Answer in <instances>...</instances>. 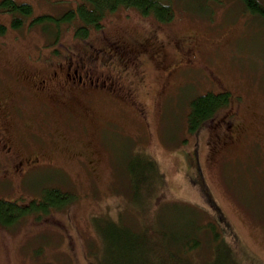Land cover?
<instances>
[{
	"label": "rangeland",
	"instance_id": "rangeland-1",
	"mask_svg": "<svg viewBox=\"0 0 264 264\" xmlns=\"http://www.w3.org/2000/svg\"><path fill=\"white\" fill-rule=\"evenodd\" d=\"M16 1L30 3L31 16L57 17L83 0ZM176 1L175 16L158 23V29L152 16L119 10L104 17L102 31L91 28L88 33L90 41L125 31L144 37L152 28L163 42L180 33L198 35L195 56L190 55L168 80L147 68L146 82L137 90L143 110L133 105L131 93L116 92V97L95 88L53 95L35 77L33 90L35 86L21 81V69L38 74L47 70L48 61L60 56L55 50L78 38V24L61 21L59 30H45L43 24L25 22L12 28L9 12L0 11V23L6 26L0 32V93L9 92L12 115L6 131L17 142L18 152H38L37 160L20 174L0 171V198H40L46 187L54 186L76 196L65 211L40 218L27 215L11 227H0V264H36L41 252L50 261L72 264H93L104 257L105 241L115 233L108 234L105 223L96 232L91 217L109 216L139 228L142 203L131 191L126 168L130 155L141 150L156 158L162 174V200L155 212L159 226L199 233L195 224L215 217L227 248L238 249L244 264H264V21L234 0ZM167 51L172 56L174 49L168 45ZM153 57V62L159 61L158 55ZM130 61L117 63L124 69L119 80L123 89L137 88L132 80L139 73L133 63L145 68L140 59ZM68 73L85 80L80 68L71 66ZM89 77L94 81V75ZM127 78L131 80L126 84ZM224 89L237 97L236 107L232 103L223 111L237 110L233 114L241 133L220 142L211 154L213 124L190 131L189 103L198 94ZM4 154L0 153V168ZM212 247L205 244L196 252L201 263L212 257ZM36 248L42 251L37 254Z\"/></svg>",
	"mask_w": 264,
	"mask_h": 264
},
{
	"label": "trees",
	"instance_id": "trees-1",
	"mask_svg": "<svg viewBox=\"0 0 264 264\" xmlns=\"http://www.w3.org/2000/svg\"><path fill=\"white\" fill-rule=\"evenodd\" d=\"M205 1V0H203ZM223 3L225 0H207ZM233 1V0H231ZM240 2L247 14L258 15L264 21V3L262 0H234ZM176 0H83L80 1L74 8L68 9L61 15L54 17L50 14H35L31 16L33 8L30 3L16 0H0V11H6L10 14L12 28H21L25 22L28 25L40 24L45 30L51 27H56L59 30L61 21L72 22L78 24L75 27V35L78 38L75 41H70L62 50L56 49V54L60 52L65 54L66 50L70 52H77L73 64L80 68L82 62L85 63L87 69L92 72L96 69V65L90 63L98 62V66L105 67L96 69L95 76L99 77L98 82L105 80L104 88H108L114 96L116 92L127 93L134 96V103L140 106L142 110L144 105L142 100L137 99V91L132 88L135 86L122 88L120 77L118 75L117 63L120 60H132L135 56L150 57L149 54H159L164 48L168 47L170 41L175 42L183 40L191 33H183L177 36H169L157 39L155 29H150L144 37L138 36L137 33H128L127 31L114 36L111 39L100 36L97 41H90L89 30L93 28L97 31L103 30L102 21L105 16L113 14L114 12H121L119 10L136 11L141 16H152L153 21L159 28L158 23H167L175 16L174 7ZM31 16V17H30ZM30 17V18H28ZM146 18V17H145ZM5 24L0 23V32L5 30ZM198 37V35L196 34ZM163 45V46H162ZM167 46V47H166ZM66 49V50H65ZM65 50V51H64ZM146 51V52H145ZM70 56L66 55V58ZM118 59V60H117ZM135 59H137L135 57ZM150 59V58H148ZM147 59V60H148ZM52 60V59H50ZM122 65V64H121ZM135 66L133 63V67ZM81 71V70H80ZM110 80V81H109ZM130 79L124 80L127 82ZM81 87H75L72 90H81ZM89 90H85L88 92ZM114 91V92H113ZM73 92V91H72ZM71 92V93H72ZM79 93V92H78ZM70 94V93H69ZM116 95V97H120ZM161 94H159L160 97ZM235 99L237 97L232 94L229 89L217 91L216 93L206 91L203 94H198L191 99L189 103V113L187 115V123L190 131L194 132L201 126H206L208 123L213 127L210 131L217 132L212 139V146L210 153L215 151L219 146L220 140L218 139L220 123L225 127L230 124H235L233 119L237 110L228 109L232 103L236 107ZM131 103V105H132ZM223 111V112H222ZM221 112V113H219ZM221 114V116L218 115ZM223 117H228L230 120L227 122L222 120ZM214 119V120H213ZM213 120V121H212ZM235 120V119H234ZM208 121V122H207ZM227 122V124H226ZM231 124V125H232ZM231 127V126H230ZM218 128V129H217ZM129 172V181H131V191L134 192L136 197L142 203L137 213L139 214V228H133L121 220L116 221L112 217L95 216L91 217V224L94 230L100 229L103 223L108 227V234L114 232L110 237V241H105L103 250L104 257L96 260L93 264H244L241 260L238 249L227 248L228 243L225 239V234L222 232L216 218H210L206 222L195 224L194 228L199 233H181L173 229H163L156 222V208L160 206L162 196L160 193L162 186V174L156 162V158L150 155L147 151H135L130 155V160L127 164ZM76 196L71 194L68 190L61 188L46 187L40 198H33L29 200H6L0 198V227L8 228L14 223L21 220L23 216L40 218L48 213H53L55 210L65 211L69 204H71ZM58 219L57 217H55ZM117 225L120 226L116 230ZM96 228V229H95ZM118 228V227H117ZM97 232V231H96ZM200 233H202L200 235ZM206 233V235H205ZM207 237V238H206ZM205 244L212 245V257L206 261H200L196 256V252L201 250ZM41 252V248L34 249L35 253ZM209 251V250H208ZM110 252L109 255L106 253ZM42 259L36 260V264H72L70 262L50 261L42 254L39 255Z\"/></svg>",
	"mask_w": 264,
	"mask_h": 264
},
{
	"label": "flooded vegetation",
	"instance_id": "flooded-vegetation-1",
	"mask_svg": "<svg viewBox=\"0 0 264 264\" xmlns=\"http://www.w3.org/2000/svg\"><path fill=\"white\" fill-rule=\"evenodd\" d=\"M196 34H188L186 38L183 40H177L175 42L170 41L167 43L169 46L171 45L172 48L174 49L172 56L168 53L167 48H165L163 45L164 50L159 52V54H154L159 56V61L157 60L156 62H153L152 57L153 55L149 54L150 59H148L146 56H135L137 59H140L145 66L142 71L138 67H136L137 74L139 73L138 77L135 78L134 81L137 83V88L135 90H138V87L141 83L146 82L147 75L149 73V69L153 71L154 73H158L161 75L162 79L166 77L168 80L169 77H167L171 72L178 70L179 67H181L184 63H186L189 58H191L190 55L195 56V42H196ZM66 50V49H65ZM64 50V51H65ZM79 55L77 52H70L69 50L65 51L64 53H61L58 59L50 60L48 61L47 64V70L45 71H40L41 73L38 74L39 71H31L29 72V69H21L20 71V79L24 83L28 82L32 87L33 90L36 88V84L32 81L33 77L37 79V82H39V85L41 88L46 91L47 93L53 92V95L56 94H61L65 91H70L71 89H74L75 87H81V90L77 91H84V90H89L92 89L94 90L95 88H102L103 90H109L108 88H104L106 82L103 80L100 83L98 82V77L95 76L94 74L96 73V69L104 68L102 70L103 72L107 70L105 67H102L101 64L98 66V62H94L93 60L90 64L96 65V69L90 72L85 63L82 62L80 65V72L81 74L85 77V80L81 79V76L79 78L74 79L76 76L75 73L70 75L68 71L70 70L71 66H76L77 64H73L75 61V57ZM66 55L70 56L69 58H66ZM170 55V58L168 57ZM133 57L132 59L135 61ZM143 57V58H142ZM154 58V57H153ZM148 59V60H147ZM132 61V60H131ZM149 68V69H147ZM118 70V75L122 76L124 74V69H116ZM106 72V71H105ZM89 75H94L95 79L94 81L89 77ZM129 79V78H127ZM125 79V80H127ZM131 80V79H130ZM110 91V90H109ZM9 92L5 93H0V153L3 152L5 153V161L3 162V167L0 168V171H3L4 173H15L20 174V172L23 171V168L27 165L33 164L38 158V152H18V146L17 142L14 141V138L12 137L11 132H7V124L11 122V112L9 108V103L11 101V98L9 97ZM235 124H232L231 127L227 128L224 125L220 123L218 126L219 129V135L218 139L220 142H225L229 141L230 139H236L240 135V124L238 121L234 120ZM217 128V129H218ZM218 132V131H217ZM215 132V134L217 133ZM213 134V137L214 135ZM219 142V143H220ZM35 153V154H34Z\"/></svg>",
	"mask_w": 264,
	"mask_h": 264
},
{
	"label": "bare ground",
	"instance_id": "bare-ground-1",
	"mask_svg": "<svg viewBox=\"0 0 264 264\" xmlns=\"http://www.w3.org/2000/svg\"><path fill=\"white\" fill-rule=\"evenodd\" d=\"M33 162V161H32Z\"/></svg>",
	"mask_w": 264,
	"mask_h": 264
}]
</instances>
